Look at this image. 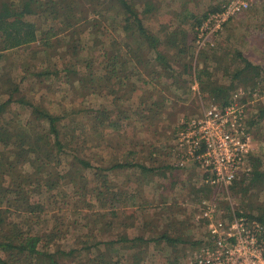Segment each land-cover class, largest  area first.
I'll use <instances>...</instances> for the list:
<instances>
[{"label": "rangeland", "instance_id": "1", "mask_svg": "<svg viewBox=\"0 0 264 264\" xmlns=\"http://www.w3.org/2000/svg\"><path fill=\"white\" fill-rule=\"evenodd\" d=\"M132 1L136 10L144 15V25L149 33L159 37L161 43L158 50L164 53L167 62L154 61L156 51L148 46L138 50L139 63L131 61V49L122 44L119 49L124 63L115 65L118 78L111 81L104 77L101 81L89 80L92 83L88 85V88L111 86L116 90L114 94L108 89L86 93L87 90L82 87L71 91L66 78L54 72H59V68L73 61V41L66 37L68 45L59 46L63 37L70 35L65 29L61 31L63 24L60 21H48L44 25L39 23L43 28L52 25L54 31L59 29L50 37L51 41H56L55 44L35 47L36 42L32 47H16L7 50L6 57L0 59V92L8 89L7 83H1L3 78L12 77V87L19 85L30 89L27 95L39 96L51 113L64 115L60 122L61 131L73 135L58 169L53 165H43L39 176L50 178L52 175L51 181L56 177V171L62 174L74 172L75 166L71 162H75V156L87 158L93 165H98L97 160L102 156L104 165L114 166L102 171L106 176L105 184L98 182L101 178L94 176L92 169L81 172L88 177L87 183L79 178L75 179V183L61 180L63 183L51 190L46 180L37 185L35 178L34 183L25 186V190L30 202L35 205L42 202L43 212L31 215L20 208L17 213L25 218L31 216L27 223L32 227L39 224L42 229L52 227L58 234L59 231L65 234L63 240L55 241L56 248L64 251L75 246L81 248L83 243L94 248L100 242L104 245H97L94 251H104L117 264H189L195 252L202 247L206 234L203 223L192 222L193 204L201 199L216 197L218 207L227 216L233 212L264 216V182L259 180L252 184L250 176L238 188L231 189L230 186L226 190H215L201 186L200 173L196 172L192 163L185 168L168 170V166L172 167L175 162L170 147L179 133L181 120L199 115L214 101L199 91V81H193V72H186L183 65L191 60L194 67L203 70L201 79L204 84L215 81L216 84L231 87L224 93L227 101L235 89H244V93L249 95L245 99H248L250 113H256L260 106H264V0H252L251 8L231 19L215 39L214 46L202 53H197L192 44L196 24L191 21L194 20L191 16L200 17L210 6L218 9L222 0ZM93 18L99 21V25L96 31L89 28L83 32L78 48L82 49L79 50L80 55L86 57L91 74L105 76L104 65L108 57L103 53L101 40L106 42V51L109 52L113 47L108 46V42L123 37L119 28L120 18L110 13L89 17ZM182 31L192 35L187 36L188 45L183 49L186 54L180 61L177 51L182 49L183 43L170 47L166 42L172 37L185 41L180 39ZM237 51L247 56L256 67L243 70L246 80L239 73L244 64L235 55ZM24 69L29 72L28 75L25 72L21 74ZM37 70L48 72L46 76H41L42 83L32 76ZM106 77H109L108 72ZM4 98L5 94L0 93V101ZM102 109L106 110V122H111V126L102 127L97 120L91 119V114L85 115L87 111L94 115ZM28 115L27 109L11 104L3 117L9 121L8 126L13 131V127ZM35 123L38 124V121ZM44 126L41 122L39 132H43L41 128ZM251 129H254L251 155L263 163L264 120ZM4 154L0 152L2 164L6 161ZM119 164L123 166H116ZM10 167L3 166V169H12ZM157 167L161 169L157 170ZM17 169H26L28 174L33 171V167L27 164L23 168L17 164L16 172ZM47 181L49 184V179ZM113 194L115 197H112ZM165 233L170 236L175 234L178 238L169 241L162 237ZM139 236L145 241L138 240L133 244L116 242L121 237L130 239ZM86 255L82 251L75 260L83 261ZM71 261V258H62L65 264Z\"/></svg>", "mask_w": 264, "mask_h": 264}, {"label": "trees", "instance_id": "2", "mask_svg": "<svg viewBox=\"0 0 264 264\" xmlns=\"http://www.w3.org/2000/svg\"><path fill=\"white\" fill-rule=\"evenodd\" d=\"M208 8V11H204L200 17H197L194 14L191 16L192 19H194L191 21L196 24V27L200 25L201 21L208 13L217 9L216 6H210ZM250 8L251 6L245 11H248ZM144 12L146 13V11ZM107 13L112 14L115 18H120L119 28L123 37L120 40L114 39L108 42V46L113 47L110 48L109 52L114 49L109 56V52L106 51V42L101 40V44L104 47L103 53L108 57V62H105L104 65L107 71L105 70V76L101 74L94 76L87 67L88 61L86 57H81L79 50L82 49H79L80 47L78 44L81 43V36L86 29L91 28L96 31V26L99 25L98 20L95 18L89 19V17L91 15L105 16ZM143 18L144 15L136 10L132 0H0V59L2 57H6L5 52L7 50L16 47H32L31 45L36 42L37 44L34 45L35 47L43 44L48 46L55 44L56 41H51V38L59 32V29L54 31L52 29V25H45L46 28H43L42 24L39 23L43 22L44 25L48 21H52L51 23L60 21L63 24L61 31L65 29L70 32V35L66 34L59 46L61 44L64 47L66 44L68 45L65 40L66 37H69L73 41V45H71L73 51V61L66 63L61 69L59 68V72H54L63 75L62 77L66 78V83L71 91L78 90L82 87L87 90L86 93L108 89L110 93L114 94L116 93V90L111 86L105 85L103 87L102 85L101 87L94 86L93 88H88V85L92 83L89 82V80L101 81L104 77L111 81L113 78H118L115 74V65L124 63L119 49L122 44L128 49H131L130 53H133L129 54L130 59L132 58L131 61L139 63V55L137 53L138 50L148 46L156 51L154 61L159 60L161 63L167 62L164 53H161L158 50V46L161 43L159 37L154 35L152 32L149 33L148 29L144 25ZM229 21L224 24L222 29ZM222 29L211 35L206 40L205 47L203 46L201 49H197L195 45V33H197L198 30L195 28V31H193L195 35L193 37L192 44H194L197 53H202L205 49L212 48L215 44V39L221 33ZM173 33L175 32H172V34ZM180 34L182 37L180 39L185 41L180 42L179 39H176V37H172L167 39L166 44L170 47H174L177 46L178 42L183 43L181 45L182 49L177 51L178 58L181 59L180 61H183V54H186L183 49L188 45L187 36L192 34L187 31H182ZM42 36H44L43 39H41ZM169 48L167 47V50H170ZM235 55L241 59L240 62L244 64V66L240 68L239 73L241 78L246 80L247 77L243 74V70L256 67H254L252 62L248 60V57L244 56L240 51H237ZM191 62L192 61L190 60L189 62L187 61L184 63L183 67L185 71L193 72L192 80L196 83L199 81V91H203L204 94H207V97L209 96L214 100L213 103L209 104L206 108L211 105H216L219 108L228 105L230 101H227V97L224 98V93L226 94L231 87L216 84L215 81H210L204 84L201 79L203 78L201 73L203 70H198V68L194 67ZM24 72L25 69L21 74ZM107 72L109 73V77H106ZM25 73L28 75L29 72L26 71ZM47 73L48 72L41 73V71L37 70L35 73L33 72L32 76L37 79V81L42 83L43 80L41 76H46ZM11 78L12 77L9 76L3 78L1 83H7L6 85H8V89L0 92L6 96V99L4 98L0 101V145H2V148L0 147V149H2L0 152L5 153L4 155L6 157L5 163L2 164V160L0 161V264H65L62 262V258H71L72 261L69 262L70 264H117V261L110 258V255L109 257L103 253L104 251L102 252L98 249L94 251V249L97 248V245L103 244L100 242L97 243L94 248L91 247L92 245L89 246L86 243H83L81 248L79 246H75V248L68 251L56 248L55 241L63 240L66 237L65 234H60V231L58 234V232L55 231V228L52 227L42 229L39 227V224L37 227L33 224L32 227L30 223H27L28 220H31V216L25 218L17 213V210L20 208L22 212L27 214L29 213L31 215L32 213L41 214L43 212L42 202H36V205L35 203L30 202V198L27 197L28 194L25 190V186L32 184V182L34 183L35 178H37V185H40L42 181L46 180L48 189L51 190L58 188L63 181L65 183H75V179L77 178L84 181V183H87L88 177L83 175L81 172L83 170L87 171L92 169L93 175L97 176L99 179L101 178L98 182L105 184L106 176L102 173V171L104 172L105 170H109L114 166L104 165L105 159H103L102 156H100V159L97 160V162H99L98 165H93L87 158L75 156V162H71V164L73 163L75 166V171L76 168L78 169V174L75 171L65 174L56 171L54 173L56 174V177L51 181L50 178L53 177L52 175L50 178H47V175L39 176L38 174L43 172V165H53L58 169L59 164L63 161L64 151L72 143L71 140L73 135L70 133H63L61 131L60 122L64 115H55L51 113L39 96L34 97L35 94H32L31 96L27 95L30 94V89H27L26 87L22 88L19 85L12 87L13 80ZM119 83L121 84L122 82L120 81ZM237 89H235L234 92ZM183 92L187 91L183 90ZM248 96L249 95H245L240 101L245 105L243 107L244 111L242 113L241 121L249 129L251 137L253 138L254 129H251V127L260 122V120H264V106H260L257 112L251 115L249 105H247L248 99H245V97ZM11 104L20 105L22 110L27 109L29 111L28 117L21 120L18 125L16 124L17 126L13 127V131L11 129L12 127L8 126L9 121L3 117L4 113L10 109ZM202 113L203 111L197 116L202 115ZM90 114L91 119L99 122L98 125H101L102 127L111 126V122L108 124L106 122L108 117L105 109H102L101 111L97 110L94 115H92L91 111H87L85 113V115ZM193 117H196V115L185 117L183 125H181L179 129L186 127L187 122ZM35 121H38V124H36ZM41 122L46 125V127L44 126V128H41L43 130L42 133L39 132L38 129L41 127ZM8 146L10 147L7 148ZM170 151L173 155L172 159L175 162L172 164V167L168 166V170L172 168L176 170L180 168L177 164V160H179L180 157V151L177 149L175 143H173L172 147H170ZM251 162L253 166L250 175L252 176L250 180L251 183L254 184L259 180L264 182V159L262 163L258 157L252 156ZM191 163L195 165V163ZM17 164H19L21 168L27 164L28 167H33V171L28 174L26 168L22 169V171L21 169H17L16 172ZM10 165V168L12 169L4 171L3 166L9 167ZM136 165L138 164H132V166ZM116 166L122 167L123 165L119 164ZM160 169L161 167H157V170ZM12 176L13 178H11ZM47 179L50 181L49 184ZM245 179H248V177L236 180L231 185V189L240 187V185L244 183L243 180ZM113 196L115 197V194H113L112 197ZM197 210L196 205L193 204V209L191 210L193 212L192 222L195 224H198L194 220V217L198 212ZM242 214L247 218H255L264 224L263 215L252 216L249 215V213ZM162 237L172 242L176 241L178 238L175 237V234L170 236L169 233L163 234ZM138 240L141 241L143 239H141L140 236L130 239L121 237L120 239H117L116 242H130L133 244ZM82 251L87 254L85 260H75L77 254H81Z\"/></svg>", "mask_w": 264, "mask_h": 264}, {"label": "built area", "instance_id": "3", "mask_svg": "<svg viewBox=\"0 0 264 264\" xmlns=\"http://www.w3.org/2000/svg\"><path fill=\"white\" fill-rule=\"evenodd\" d=\"M222 1L195 27L197 49L252 4V0ZM245 95L244 89L236 90L228 105H211L178 130L174 141L180 151L177 164L182 167L195 163L201 186L226 190L236 180L251 174L253 140L241 121L245 105L240 101ZM183 122L184 119L180 126ZM196 208L194 220L204 224L206 234L189 264H264V224L242 213L225 215L216 197L198 200Z\"/></svg>", "mask_w": 264, "mask_h": 264}, {"label": "clouds", "instance_id": "4", "mask_svg": "<svg viewBox=\"0 0 264 264\" xmlns=\"http://www.w3.org/2000/svg\"><path fill=\"white\" fill-rule=\"evenodd\" d=\"M189 163H191V162H189ZM189 163H187L185 166H179L180 168H184V167H186ZM196 172L198 173V171H197V168H196ZM199 174V173H198ZM251 175V174H250Z\"/></svg>", "mask_w": 264, "mask_h": 264}, {"label": "crops", "instance_id": "5", "mask_svg": "<svg viewBox=\"0 0 264 264\" xmlns=\"http://www.w3.org/2000/svg\"><path fill=\"white\" fill-rule=\"evenodd\" d=\"M187 167V166H186ZM185 168V167H184Z\"/></svg>", "mask_w": 264, "mask_h": 264}]
</instances>
